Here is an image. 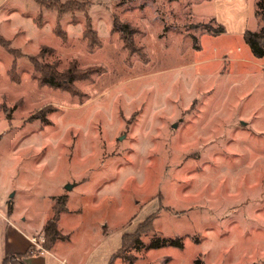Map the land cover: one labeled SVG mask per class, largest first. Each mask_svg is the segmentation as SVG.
<instances>
[{"label":"rangeland","instance_id":"rangeland-1","mask_svg":"<svg viewBox=\"0 0 264 264\" xmlns=\"http://www.w3.org/2000/svg\"><path fill=\"white\" fill-rule=\"evenodd\" d=\"M47 1L0 0V196L38 220L63 189L92 257L139 234L115 264H264V57L238 34L264 27L259 0L224 23L217 0ZM40 54L86 77L42 85Z\"/></svg>","mask_w":264,"mask_h":264},{"label":"crops","instance_id":"crops-1","mask_svg":"<svg viewBox=\"0 0 264 264\" xmlns=\"http://www.w3.org/2000/svg\"><path fill=\"white\" fill-rule=\"evenodd\" d=\"M236 1L238 4L240 3L239 1H241V8L244 11L247 4L246 0H217L215 2V15L221 22L224 23V17L221 15L223 13L224 7L226 9L227 4H233V2ZM245 19L246 14L243 15V19L241 21L242 24L245 22ZM244 30L245 29L243 26L241 27L240 24L238 34H244ZM11 190L12 187L9 186V193ZM15 193L17 194V190L16 192L14 191L13 196L9 197V194L7 196H0V264H4L5 258L12 255H20L21 261L17 264H58L56 257L65 258L71 264H109L111 262V259L119 248H105L106 250L97 254L96 257H92L91 251H88L85 255V241L83 243H78L77 240L73 239L71 235L72 232L65 228V226L61 223L62 214L64 212H68L67 204L65 205L66 208L61 211L57 220L58 228L61 233L66 236V238L57 239L50 247V253L45 255H35L30 253L31 236L42 232L46 221L53 214H51L52 212L49 214L47 211L44 212V214H42L38 220L28 219L27 216H24L21 211H17L14 200L16 195ZM58 194H66L68 198L70 196V194L65 193L63 189L59 190L58 192L50 193L49 196L53 199V204L51 205L53 208L55 205V196ZM7 199H12L9 202V204L12 205V209L10 208V205L9 208L7 207ZM118 261L121 262V259L117 258L114 264Z\"/></svg>","mask_w":264,"mask_h":264},{"label":"trees","instance_id":"trees-1","mask_svg":"<svg viewBox=\"0 0 264 264\" xmlns=\"http://www.w3.org/2000/svg\"><path fill=\"white\" fill-rule=\"evenodd\" d=\"M37 1L41 5L48 4L47 0H37ZM258 4L264 7V0H259ZM70 9L71 8H69L68 10ZM115 23H116L115 24L116 28L121 31L122 37L124 39V44L126 48L129 49L130 53L136 52V50L138 51V49H136L135 47V41L133 38V34L137 31V29L133 28L128 22L120 23L116 21ZM218 30L223 31L224 26H221ZM85 34L89 38L90 44H93L94 39H92L93 37L90 36L89 31H86ZM244 38L247 44L249 45L251 51L256 56L258 57L264 56V27L262 28L260 32L247 29L244 33ZM3 44L6 46L7 43L3 41ZM41 54L38 56L36 60H34L35 70L39 72L40 74L38 78L40 81V84L54 87V88L71 90V89H74V82L76 80L86 77L83 74V72L76 69L73 65H70L66 69L60 71L56 67L55 64L44 62L43 59H41V56H42ZM67 200H68V196L66 194H62L56 199L53 215L50 218H48V220L46 221L44 225L43 232L46 235L45 244L48 248H50L57 239L66 238V236L63 235L61 231L59 230L57 220L59 218L61 211H63L66 208L65 205H66ZM10 208L12 209V205H10ZM138 235L123 236V245L119 249V251H117L114 254L109 264H114L115 260L118 257H123L124 259L129 260L130 262H133V257L131 258V256L127 254V251L129 250V248H132V247L138 248L139 246L143 245V241L140 235L139 236ZM167 244L175 245L179 247L183 246V243L180 237H173V238L172 237H164V238L154 237L148 246L158 248V247H161ZM20 261H21L20 255H12L10 257L5 258L4 264H17Z\"/></svg>","mask_w":264,"mask_h":264},{"label":"built area","instance_id":"built-area-1","mask_svg":"<svg viewBox=\"0 0 264 264\" xmlns=\"http://www.w3.org/2000/svg\"><path fill=\"white\" fill-rule=\"evenodd\" d=\"M46 235L45 233L39 232L35 235L31 236V247H30V253L35 255H45L47 253H50V248L46 246ZM57 258L58 264H71L67 259L65 258Z\"/></svg>","mask_w":264,"mask_h":264},{"label":"water","instance_id":"water-1","mask_svg":"<svg viewBox=\"0 0 264 264\" xmlns=\"http://www.w3.org/2000/svg\"><path fill=\"white\" fill-rule=\"evenodd\" d=\"M73 186H74L73 184L68 183V184L66 185V188L71 189ZM11 196H13V194H12Z\"/></svg>","mask_w":264,"mask_h":264}]
</instances>
